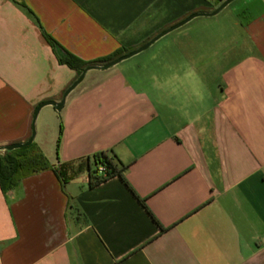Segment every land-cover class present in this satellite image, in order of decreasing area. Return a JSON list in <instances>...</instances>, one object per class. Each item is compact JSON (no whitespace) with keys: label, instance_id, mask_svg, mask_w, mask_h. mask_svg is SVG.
<instances>
[{"label":"crops","instance_id":"obj_1","mask_svg":"<svg viewBox=\"0 0 264 264\" xmlns=\"http://www.w3.org/2000/svg\"><path fill=\"white\" fill-rule=\"evenodd\" d=\"M238 1L221 42L196 16L40 109L34 141L67 181L0 186V264H264V0ZM215 2L0 0V147L80 75L64 51L136 49ZM102 156L125 168L91 185Z\"/></svg>","mask_w":264,"mask_h":264},{"label":"trees","instance_id":"obj_2","mask_svg":"<svg viewBox=\"0 0 264 264\" xmlns=\"http://www.w3.org/2000/svg\"><path fill=\"white\" fill-rule=\"evenodd\" d=\"M216 1L218 3L223 0ZM45 36L53 46L57 45V42L49 34H45ZM132 50H134V48L120 47L111 55L92 61L81 59L69 51H64V53L59 56V60L69 65L71 68L76 69L80 74L83 69L90 64L99 62L105 63ZM98 163L107 166V175L105 177L99 175L98 169H96L95 174L91 176V185L98 184L104 179L114 175H122V170L125 168L120 161L109 156H102L101 159L98 160ZM45 170H54L64 186L67 181L64 170H62L61 167H55L35 141L27 146L6 150L4 153H0V186L4 192L17 187L23 178Z\"/></svg>","mask_w":264,"mask_h":264},{"label":"water","instance_id":"obj_3","mask_svg":"<svg viewBox=\"0 0 264 264\" xmlns=\"http://www.w3.org/2000/svg\"><path fill=\"white\" fill-rule=\"evenodd\" d=\"M232 1L233 0H223L222 3L210 13L195 12V13L189 15L188 17H186L185 19L181 20L180 22H178V23L172 25L171 27L165 29L164 31L160 32L159 34H157L156 36H154L153 38H151L149 41L142 44L138 48H136V49L120 56V57H117V58H115L111 61L105 62L103 64H90V65H88L87 67H85L83 69V71L80 73V75L77 77V79L65 90L63 97L60 101H45V102H42L38 105V107L35 111V114H34V118H33L32 134L28 140H26L24 142H16V143H11V144L5 145L3 147H0V150H13L16 148H21V147L27 146V145L31 144L32 142H34L35 136H36L35 122H36V119H37V116H38L40 109L46 104H53L56 106V108L58 110H61L63 108L65 102H66V98H67L68 94L82 81V79L85 77L88 70H90L92 68H104V69H106V68L112 67V66L116 65L117 63L121 62L122 60L129 58V57L141 52L142 50L148 48L159 37L168 33L169 31L183 25L184 23H186L190 19H192L196 16H199V15H202V14L215 15V14L219 13L223 8H225Z\"/></svg>","mask_w":264,"mask_h":264},{"label":"rangeland","instance_id":"obj_4","mask_svg":"<svg viewBox=\"0 0 264 264\" xmlns=\"http://www.w3.org/2000/svg\"><path fill=\"white\" fill-rule=\"evenodd\" d=\"M239 3L238 0H233L231 2V4H229L230 6H228L227 8H225L223 11L219 12L218 14L212 15V16H208L209 19H213L214 21L208 25V27L210 29H213L215 32V39H219V42H221V34L224 30H229L230 33L232 34V32L234 31V29H232L231 25H232V19H231V14L233 12V15H235L236 17H241L244 18V14L243 12H236L233 10V7L235 5H237ZM220 5V3H216L215 2V9ZM238 13V14H236ZM217 19H219V21H217Z\"/></svg>","mask_w":264,"mask_h":264},{"label":"built area","instance_id":"obj_5","mask_svg":"<svg viewBox=\"0 0 264 264\" xmlns=\"http://www.w3.org/2000/svg\"><path fill=\"white\" fill-rule=\"evenodd\" d=\"M99 175L106 176L107 175V166L105 164L100 163L97 167Z\"/></svg>","mask_w":264,"mask_h":264}]
</instances>
